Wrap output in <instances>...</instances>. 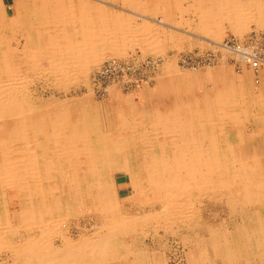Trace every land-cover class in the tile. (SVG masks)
Wrapping results in <instances>:
<instances>
[{
	"label": "bare ground",
	"instance_id": "6f19581e",
	"mask_svg": "<svg viewBox=\"0 0 264 264\" xmlns=\"http://www.w3.org/2000/svg\"><path fill=\"white\" fill-rule=\"evenodd\" d=\"M25 1L15 2L18 4L17 21H27L30 16ZM131 2L134 5L136 0ZM214 2L220 13L240 23L236 27L238 33L264 12V0ZM60 9L63 11V7ZM70 9V12L74 10ZM33 12L36 14L31 20L33 27L53 19L50 6L44 16L40 9L35 12L34 8ZM0 17V264H143L150 260L153 263L157 254L146 240L151 238L159 246L158 237L168 233L182 235L183 232L196 236L197 243L208 242L214 250H219L220 264H264V215L257 217L255 212L237 210L243 204L261 205L264 209V164L261 160H256L255 164L252 160L241 164L232 160L228 169V157L222 152L225 148L221 147L222 154L218 155L217 141L213 137L207 139L204 131H201L203 135L195 136L196 128L191 125L187 131H182L175 124L173 130L182 131L180 135L159 139L151 145L148 141L139 144L137 138L123 145L120 139L101 138L99 134L93 144L87 136L89 127L94 125L90 112L96 114L97 111L88 103L79 107L82 116L78 118L71 115L67 107L48 110L32 100L22 78L26 74L16 72L13 65L15 57L8 31L14 29L9 27L11 17L4 15L2 19L1 11ZM41 34V44L46 46L43 49L47 48L45 51L49 55L36 56L38 62H34L33 67L57 71L68 67L58 62L60 55L64 58L68 51L65 45L70 51H78L82 43L76 41L78 44H74L72 35L66 36V40L49 41ZM50 34L52 37L59 35L55 30H50ZM62 35H65L64 30L61 38ZM29 44L32 43L25 37L24 45ZM35 50L40 53L39 49ZM57 71L55 77L62 75ZM233 90L228 89V96L230 94L239 102L241 91L235 93ZM120 122L125 126V133L134 137L137 134L133 129L142 124L129 119ZM155 125H159L158 121ZM28 131L33 136V145L27 138ZM226 150H230L228 145ZM226 170L230 172L228 177ZM17 171L31 172L35 178L23 180V174L19 178ZM122 171L130 176L132 193L119 198L113 174ZM9 188L15 193L9 195ZM14 199L20 209L18 225L13 224L8 211ZM205 199H213L212 204L214 201L218 205L226 204L230 209L234 207L231 214L241 213L243 224L240 223L241 228L236 229L231 238L234 243L224 237L226 230L223 236L218 233L219 226L214 229L201 221V209L197 204L207 205ZM128 206H135V209L130 212L126 210ZM86 215L96 217L98 224L92 225V232H82L74 238L69 219ZM160 230L162 235H159ZM139 232L143 235L139 236ZM253 246L261 250L259 260L255 254L251 256Z\"/></svg>",
	"mask_w": 264,
	"mask_h": 264
},
{
	"label": "rangeland",
	"instance_id": "374dc122",
	"mask_svg": "<svg viewBox=\"0 0 264 264\" xmlns=\"http://www.w3.org/2000/svg\"><path fill=\"white\" fill-rule=\"evenodd\" d=\"M28 1L31 2V5L33 4L34 7L32 8L34 10L37 0L25 1L24 4L26 6L29 4ZM56 1L57 0H53L50 4V9L53 8V13L51 14L53 19L51 21L48 20L49 22L44 20L43 23H37V27L36 25L34 27L43 33L44 40L50 41L56 40V38H58L57 40H66V35H62L64 38H61V31L64 30L67 35H72L74 44H78L80 39L74 29H78L79 23L76 21L75 11H69L70 8H73L71 6L72 3L70 4L69 2L62 5L59 1H57V4ZM96 1L97 4L99 2L101 3V1L111 2L118 10L122 7H126L121 0ZM176 1L178 4L184 5L183 8L181 6L179 7L181 10H184L179 16L182 18L185 16L186 20L182 21V19L181 21L183 22L182 24L187 26L186 28H180L181 31L176 30L174 33H170L168 38L164 34L166 31L161 32L162 36L159 44L149 43L147 45V43H145L143 47L136 45L131 47L129 51L120 53L105 52L103 54L97 53L98 55L94 54L95 51H92L93 48L92 44H90V40L88 43H86L87 40L81 42L82 45L80 47L78 46V51H70L65 45L64 49L68 51L65 52L66 55H64V58L59 54L60 61H58L68 66L61 69L63 72L61 70L57 71L44 67H33L35 64L34 62H38L35 61L36 56H45L49 55V53L45 51L47 48L43 49V47H46L43 44H29L27 45L28 47L24 45L25 37H27L25 36L26 32H29V28L25 27V23L29 21L28 23H31L32 25L30 26L33 27L31 20L36 16L34 12H31V8H29L30 16L28 15L27 21H17L18 4L15 3L16 0H0V11L2 19L5 18L4 15L11 17L9 27L14 29L13 31L10 29L8 31L10 36L9 40L11 42L10 47L13 49L15 57L13 65L16 68V72L24 75L26 74V76H22V78L25 79L24 84L27 86L26 88L32 100L48 110H63V108L65 109L67 107L70 109L71 115L78 116V118L82 116L79 107L84 103H88L94 111H97V115L92 113V111L90 112V118L93 120L94 125L89 127L91 130L87 136L88 139L93 141V144H96V136L99 134L98 137L101 138L108 137L120 139L123 145L126 143H133V141H135L134 138H137L139 144L148 141L151 145L156 143L159 139H164L169 136H178L184 129L187 131L188 126L191 125L196 128L194 133L195 136L203 135L201 131H204V135L207 139L213 137L217 141L218 155L223 152L228 157V169L230 168V162L232 160L237 164L252 160L251 162L255 164L256 160L259 162L264 156V89L262 88L264 84H254L252 74L248 69H237L231 62L223 61L208 68L190 70L178 66L177 56L189 50L207 48L209 47L208 41L210 40L219 41L227 35L240 37L250 30H264V12L261 15L262 17L260 16V18L249 22L247 28L241 33H238L236 27L240 23L235 22L234 19L227 18L224 16V13H220L218 11V5L214 2L215 0ZM148 2H151V0H144L145 5L148 4ZM56 4L58 6H56ZM61 7H63V11H61ZM41 11L43 16L48 14V7H43ZM199 11L200 13H197ZM199 14L204 16L200 17ZM68 17L72 22L68 20ZM86 17L88 16H85V18ZM52 23L54 25H52ZM68 25L70 26L68 27ZM44 30L46 31L44 32ZM50 30L58 31L59 35L52 37ZM184 31H186L187 34H185ZM69 32L71 34H69ZM41 33L40 35H42ZM200 35H203L205 39L199 38ZM193 36H196V38ZM37 39L38 37H35L32 40L36 41ZM166 40H172L175 43L170 45L162 43ZM30 46H32V48ZM26 47L27 49L24 50ZM35 49H39L40 53ZM67 52L70 54L71 59L68 57ZM133 54L160 56L162 58L159 73L154 82L151 85L140 87L135 92H124L119 88L113 87L108 96L103 98L95 96L89 83L90 75L94 69L106 58L126 59ZM56 71L62 75L55 77L54 73H56ZM230 87L234 89L233 91L235 93L239 90L241 91L242 99L240 98L239 102L236 100L234 101L230 94L228 96V89ZM236 102L238 104L235 106L234 103ZM219 107L221 109H219ZM117 111L120 113H117ZM119 115L121 117L123 116L122 119L124 120L129 119L142 122L139 127L133 129L136 131H134V133L137 134L135 137L125 133V126L121 124L120 121H122V119ZM154 118L158 121V126H153L156 122ZM82 119L84 121L83 117ZM143 120L145 121L143 122ZM175 124L176 128L182 130L180 133L175 131L177 129L173 130V127H175L173 125ZM200 127L202 129H200ZM95 128L97 130L96 133H94ZM27 138H30V145H33L34 142L31 131L27 132ZM206 143L209 144V141L207 140ZM227 145L229 146V151L226 150ZM221 147L225 148V150H222ZM219 149L222 150V152H220ZM17 173L18 175L20 174L19 178H21L23 174V180H27V177L31 180L35 178V175L31 172L30 174H25L23 171H17ZM225 173L226 177L230 174L228 170H226ZM113 179L114 188L117 190L119 198L129 196L132 193V182L130 176L126 172H116L113 174ZM30 188L31 186H28L29 190ZM8 191L9 195L15 193L13 189ZM204 201L208 202V204H197V207L199 206V209H201V221L205 225L207 224V227H213L214 229L219 226L221 229L218 233H222L221 235L223 236L226 234L224 237H226L229 242L234 243L231 238H233L236 229L241 228L240 226L243 224L241 213L235 212L231 214L230 211L234 210V207L230 209V206L226 204L218 205L215 201L213 202L214 204H212L213 199H205ZM261 207V205L243 204L239 206V209H237L238 206L235 207V210L255 212L258 217V215H264V209L262 207L261 210ZM127 209L132 212L135 206H128L126 207V210ZM8 211L12 217L13 224L18 225L20 222V209L17 200L14 199L10 202ZM231 219L234 221L231 222ZM69 220L71 222V232L74 238H77L82 232H92V225L98 224L96 217L90 215L71 216ZM184 233L185 232H183L182 235L168 233L162 236L163 238L158 237L157 240L161 244H158L159 246L153 243L151 238L150 240L148 238L146 244L151 246L152 249L154 247L152 252L157 255L156 259H153V263H151V260L147 262L150 264H220L219 250L217 252L216 249L214 250V248L205 241L203 245L197 243L196 236L191 237L190 235H184ZM162 234L163 232L160 230L159 235ZM140 235H143V233L139 232V236ZM203 237L205 236L203 235ZM253 250L251 256L253 257L255 254L254 256L259 260L261 250L259 251V248L254 246ZM201 253H203V255ZM147 262L143 264H148Z\"/></svg>",
	"mask_w": 264,
	"mask_h": 264
},
{
	"label": "crops",
	"instance_id": "0c3cea01",
	"mask_svg": "<svg viewBox=\"0 0 264 264\" xmlns=\"http://www.w3.org/2000/svg\"><path fill=\"white\" fill-rule=\"evenodd\" d=\"M57 1L62 5L64 3H72L71 6L74 8L76 21L79 23L78 29L74 31L78 33L80 42L87 39L90 40L92 51H95L94 54H103L105 52L120 53L129 51L131 47L136 45L143 47L145 43L147 45L149 43L159 44L162 36L161 32L166 31L164 34L168 38L170 33L187 27L182 24V21L186 20L185 16L183 18L179 16L184 10L179 8L180 4L176 0H151L146 5L144 0H136L134 5L131 0H127L126 2L122 1L126 7H122L119 10L114 4L107 1H101L98 4L96 0ZM52 2L53 0H37L35 12L38 9L42 10L43 7L51 6ZM28 3V9L32 8L33 4L31 5L29 1ZM181 7L183 8L184 5H181ZM31 10L33 12V8ZM84 16H88L89 20H86ZM78 18L81 19L80 22ZM25 27L29 28V32L27 31L28 33L25 35L28 37V41L32 44H41L42 38L40 30L36 29L37 25L32 27L30 23L26 22ZM184 32L187 34L186 31ZM65 35L68 36L66 33ZM35 37L40 40H32ZM193 37L196 38V36ZM199 38L205 39L203 35H200ZM162 43L170 45L175 42L166 40ZM262 88L264 89V87ZM261 161L264 164V156Z\"/></svg>",
	"mask_w": 264,
	"mask_h": 264
},
{
	"label": "built area",
	"instance_id": "2783aa9c",
	"mask_svg": "<svg viewBox=\"0 0 264 264\" xmlns=\"http://www.w3.org/2000/svg\"><path fill=\"white\" fill-rule=\"evenodd\" d=\"M208 44L207 48L178 55V66L199 70L227 61L237 69H248L254 84L264 82V30H250L240 37L227 35L219 41L210 40ZM161 63L160 56L141 54H133L126 59L106 58L90 75V88L99 98L108 96L113 87L135 92L154 82Z\"/></svg>",
	"mask_w": 264,
	"mask_h": 264
}]
</instances>
